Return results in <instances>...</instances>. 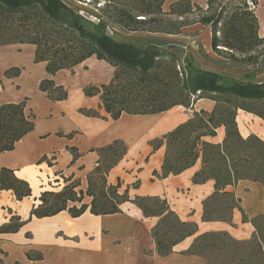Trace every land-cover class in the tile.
Here are the masks:
<instances>
[{
  "label": "trees",
  "instance_id": "trees-1",
  "mask_svg": "<svg viewBox=\"0 0 264 264\" xmlns=\"http://www.w3.org/2000/svg\"><path fill=\"white\" fill-rule=\"evenodd\" d=\"M100 15L111 26L125 32H147L151 34L178 35L190 22L182 20L164 21L162 16L184 17L193 12L201 16L192 23L210 28V46L214 52L220 48L249 55L262 46L264 37L257 36L258 22L249 8L256 0H242L236 6L233 0H206L204 10L191 0H177L162 10L165 0H103ZM105 23V22H104ZM86 23L84 18L62 0H0V47L14 44L34 46V63H44L47 78L39 82L38 89L51 101L67 98V91L57 86L52 77L61 70L73 68L90 57L104 61L113 67L109 82L99 86L89 85L83 89L86 97L98 96L101 108L114 121L123 114L155 115L176 106L191 109L200 99L214 103L210 111H193L189 119L171 131L149 142L153 151L164 146V158L160 173L152 172L153 179L177 176L200 161V169L193 174L191 182L202 184L214 182L213 192L202 202L203 222L220 221L230 223L233 210L242 214L254 233L251 240L236 241L226 232H207L194 237L188 254L206 256L207 251L231 250L233 245L253 244L249 257L255 264H264V213L248 218L241 209L240 199L225 191L240 180L260 183L264 188V140L250 134L243 137L238 129L237 112L243 111L264 121V81H233L218 72L196 68L183 48L176 45L138 46L117 41L101 28ZM243 62L255 57L242 58ZM21 69L11 67L4 71L5 78H15ZM26 99L18 103L0 105V153L11 151L23 136L33 130L34 116L25 113ZM86 117L102 118L97 110L78 109ZM224 130L221 142L213 143L205 137H215L218 128ZM72 134L67 135L71 137ZM76 159L79 155L69 149ZM126 146L116 140L97 149L99 159L87 173L85 192L78 190V180L70 181L60 191H45L39 204L32 207L30 220L53 216L67 211L72 218L88 212L92 215L121 213L120 205L129 202L140 209L143 217L157 218L151 230L156 252L165 257L173 247L187 237L197 233L193 222L181 221L169 207L166 199L158 196L128 195V189L119 193L120 182H107L109 171L126 153ZM138 186V183L133 185ZM0 191H12L17 200L29 197V184L15 176L14 171L0 168ZM84 197L90 202L84 203ZM27 221V220H26ZM26 221L12 216L0 226V235L16 233ZM28 260L42 259L39 252H27ZM236 255L231 259V264ZM242 260L237 264H242ZM0 264L2 261L0 259ZM19 264V263H15Z\"/></svg>",
  "mask_w": 264,
  "mask_h": 264
},
{
  "label": "crops",
  "instance_id": "crops-1",
  "mask_svg": "<svg viewBox=\"0 0 264 264\" xmlns=\"http://www.w3.org/2000/svg\"><path fill=\"white\" fill-rule=\"evenodd\" d=\"M166 2L163 9H166ZM191 2L207 8L206 0ZM253 13L258 22L257 36L262 38L264 0H256ZM196 24L193 26L199 28H194L193 33H200L202 36H199V40L204 46H209L210 28ZM183 34L184 30L178 35H165L167 40L150 34L148 44L177 46L178 43L183 49L186 45L195 48L197 39L187 41ZM33 58L32 45L0 47V105L26 99L25 113L34 116L33 130L17 141L13 150L0 153V168L13 170L15 176L25 180L31 188V195L22 200H17L12 191H0V226L12 216L27 220L16 233L0 235L2 264H209L204 257L187 253L195 236L207 232H226L239 242L251 240L254 228L242 220V214L237 209L233 210L230 223L201 220L202 202L212 194L214 182H191L193 174L200 169V161L177 176L170 175L164 179H153L152 176L153 171L160 173L165 149L161 146L153 151L149 142L185 122L193 111H210L214 106L212 101L200 99L192 110L176 106L155 115L123 114L114 121L101 108L98 96L86 97L83 94V89L89 85L99 86L109 82L113 67L90 57L75 66L72 72H57L52 80L67 91V98L51 101L38 89L39 82L47 78L45 64L34 63ZM11 67L20 68V75L5 78L4 71ZM80 108L97 110L103 119L83 116L78 113ZM254 119L260 120L243 111L237 112L236 122L243 137L252 132L246 130L243 133L239 122ZM262 123L263 136L259 137L264 139ZM69 134L72 136L67 137ZM223 137L224 130L220 127L215 137H205L204 140L218 143ZM116 140L122 141L127 150L109 171L107 182L115 185L119 181V193L128 189L130 198H164L181 221L193 222L197 226L194 236L176 244L172 253L165 257L157 254L151 233L158 219L143 217L140 209L129 202L121 204V213L117 214L95 216L86 212L72 218L67 211H61L53 216L28 220L32 207L40 203L41 193L60 191L69 183L66 182L69 178L70 181H79L77 191L85 192L86 175L99 159L96 150ZM71 148L79 155L76 159H73ZM135 183H138L137 187L133 186ZM225 191L240 199L241 209L248 218L264 213V188L260 183L240 180ZM83 202L88 204L90 198L84 197ZM32 251L41 253L42 259L28 260L26 253Z\"/></svg>",
  "mask_w": 264,
  "mask_h": 264
},
{
  "label": "rangeland",
  "instance_id": "rangeland-1",
  "mask_svg": "<svg viewBox=\"0 0 264 264\" xmlns=\"http://www.w3.org/2000/svg\"><path fill=\"white\" fill-rule=\"evenodd\" d=\"M66 3L69 7L73 10L77 11L86 21V23L97 28H101L107 33L108 35L112 36L117 41H126L127 43L130 42L134 45H146L148 42L151 41L150 34L147 32H125L122 29L111 26L107 23L106 19L100 15V11L104 8L103 0H62ZM177 0H167L165 6L166 9L162 7L163 12H169L170 4H173ZM226 1V0H225ZM236 6H240L242 0H233ZM249 2V0H248ZM196 5V4H195ZM254 6L249 3V8L252 10ZM203 9V8H202ZM205 10V9H204ZM201 13L193 12L188 14L184 17H176V16H169L168 14L162 16L164 21H172L175 19L182 20V22H190V25H187L181 29L184 30L183 38L189 41L192 38L197 39V44L195 48H191L189 45L185 47V53L188 55L193 65L196 68L211 70L220 73L228 80L231 79L233 81H263L264 80V52L262 51V46H259L257 49L252 51L249 55H240L235 53L233 58L230 56L231 54L226 51L225 49L220 48L219 52H214L211 49V46H204L205 44L199 40V36H202L200 33H193L195 32L194 28L196 23L195 22ZM105 22V23H104ZM198 24V25H197ZM196 26H203L197 23ZM181 34V33H180ZM157 36H153L155 38L162 37V39H166L165 34H156ZM182 38V37H181ZM167 40V39H166ZM174 41H178L173 39ZM203 41V40H202ZM181 42V41H180ZM158 44V43H157ZM179 48L178 43H176ZM203 44V45H202ZM161 46H167V43L158 44ZM248 56L255 57L254 61L243 62L242 58H247ZM261 120V119H260ZM258 119H254L253 121L249 122L246 120V123L239 122V126L243 133L248 130L253 134L260 138L259 136H263L262 131V122ZM261 139V138H260ZM264 140V139H262ZM250 247H253V244H239L238 246L233 245L231 250L237 248V251L234 253L233 251H207L205 254L212 264H231V259L234 255H236L235 260H233L232 264H237L241 260L243 261L242 264H255L256 260L253 257H249Z\"/></svg>",
  "mask_w": 264,
  "mask_h": 264
}]
</instances>
